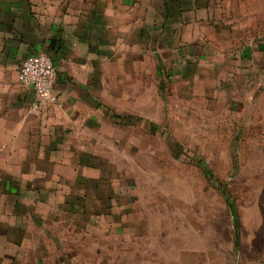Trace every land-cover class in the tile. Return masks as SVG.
Returning <instances> with one entry per match:
<instances>
[{"label": "rangeland", "instance_id": "1", "mask_svg": "<svg viewBox=\"0 0 264 264\" xmlns=\"http://www.w3.org/2000/svg\"><path fill=\"white\" fill-rule=\"evenodd\" d=\"M158 35L136 38L153 47L134 80L151 122L105 118L84 138L88 166L57 170L68 198L39 204L23 235L7 229L28 243L3 264H264V56H208L201 39L202 55L160 72Z\"/></svg>", "mask_w": 264, "mask_h": 264}, {"label": "crops", "instance_id": "2", "mask_svg": "<svg viewBox=\"0 0 264 264\" xmlns=\"http://www.w3.org/2000/svg\"><path fill=\"white\" fill-rule=\"evenodd\" d=\"M137 31L150 42L159 34L160 72L182 63L185 49L202 55L201 39L208 56L263 57L264 0H0V264L15 259L4 247L28 243L7 238V229L23 235L39 204L68 198L59 184L70 177L57 170L88 166L81 141L98 138L105 118L117 127L151 122L135 113L137 58L145 67L153 54L137 46ZM38 54L55 65L56 102L35 111L17 76Z\"/></svg>", "mask_w": 264, "mask_h": 264}, {"label": "built area", "instance_id": "3", "mask_svg": "<svg viewBox=\"0 0 264 264\" xmlns=\"http://www.w3.org/2000/svg\"><path fill=\"white\" fill-rule=\"evenodd\" d=\"M17 79L23 87L32 91L33 110L38 111L42 106L56 102L53 92L56 68L49 56L38 54L25 58L19 67Z\"/></svg>", "mask_w": 264, "mask_h": 264}]
</instances>
